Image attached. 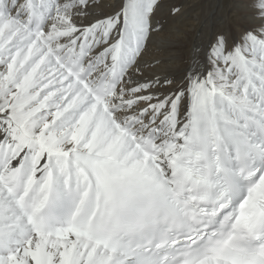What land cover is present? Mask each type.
<instances>
[{
    "label": "snow or ice",
    "instance_id": "snow-or-ice-1",
    "mask_svg": "<svg viewBox=\"0 0 264 264\" xmlns=\"http://www.w3.org/2000/svg\"><path fill=\"white\" fill-rule=\"evenodd\" d=\"M160 5L0 0V264H264V0L179 77Z\"/></svg>",
    "mask_w": 264,
    "mask_h": 264
},
{
    "label": "bare ground",
    "instance_id": "bare-ground-1",
    "mask_svg": "<svg viewBox=\"0 0 264 264\" xmlns=\"http://www.w3.org/2000/svg\"><path fill=\"white\" fill-rule=\"evenodd\" d=\"M239 0H161L160 8L153 17L163 23L158 40L149 46L146 60L158 59L154 70L161 74L179 77L195 43L205 41L209 35L222 30L239 29L240 13L235 7ZM102 10L110 11L119 0H101ZM179 7L178 14H171L172 7Z\"/></svg>",
    "mask_w": 264,
    "mask_h": 264
}]
</instances>
